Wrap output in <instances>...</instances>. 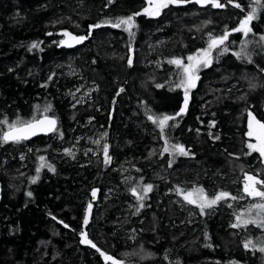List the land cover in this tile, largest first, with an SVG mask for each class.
<instances>
[{"label":"trees","instance_id":"16d2710c","mask_svg":"<svg viewBox=\"0 0 264 264\" xmlns=\"http://www.w3.org/2000/svg\"><path fill=\"white\" fill-rule=\"evenodd\" d=\"M220 2L170 4L153 16L143 14L148 0H0V120L57 121L48 137L0 141V264H104L82 247V232L118 264H264V228L232 227L259 202L244 193L245 176L264 180V157L247 147L249 112L264 123V10L254 0H234L241 8ZM252 7V31L233 32ZM129 16L134 35L90 27ZM225 30L229 51L213 50L186 111L162 136L149 116L184 106L182 69L168 61L187 64ZM64 32L88 42L68 49L58 44ZM245 40L251 63L233 55ZM80 86L90 94L75 103ZM166 140L188 155L164 152ZM148 184L141 208L131 190L144 195ZM177 188L238 199L201 214Z\"/></svg>","mask_w":264,"mask_h":264},{"label":"snow or ice","instance_id":"6c2138e0","mask_svg":"<svg viewBox=\"0 0 264 264\" xmlns=\"http://www.w3.org/2000/svg\"><path fill=\"white\" fill-rule=\"evenodd\" d=\"M111 2V0H110ZM228 3H232L234 7L241 8V5L239 3H234V0H227ZM256 5H259L262 10H264V4L261 3V0H254ZM181 3H197L201 6L211 5L215 8H221L224 7V4L220 2V0H148L149 7L145 8L143 11V14L146 15H159L161 9L168 7L170 4H181ZM243 10V9H242ZM141 13H137L136 15H140ZM257 18V8L252 7L249 12H246L245 18L240 20L239 25L233 29V32H239L242 33L244 37H247L248 34L252 31L250 27V22ZM104 25H110L112 27H124L125 31H128L130 35H134L132 32V29L136 27V23L133 16H129L127 18H120L115 21H104L102 24L98 23L96 25L90 26L94 28H100ZM51 35V34H49ZM63 35L65 37H68V40H61L59 43L61 46H67L72 47L75 44L83 43L85 39H87L86 36H73L68 32H64ZM231 35V32L228 30H225V32L215 38L210 39L208 43V47L206 49L201 50L195 55H191L187 57L188 63L185 64L183 60L181 59H173L168 61L171 64H175L177 68H181L182 72L178 75L180 76V79L178 83L176 84L177 88H181L184 90V106L181 107L180 111L176 113L175 116L172 115H164L162 117L153 118V116H149V119L153 120V123H157L160 127L161 134L163 136L164 129L168 127V122L171 120H175L176 116H179L180 114L184 113L187 108L188 104V94L189 89L194 88L196 86V82L199 80L198 72L201 67H208L212 63V53L215 49H221V54L226 53L229 51L228 46L226 45V41H228L229 36ZM260 41H264V35H261L259 37ZM248 41H242V47L239 52H234L233 55L237 56V58L241 57H247L249 63H251V57L247 54L246 49L248 45ZM39 45L36 43H33L31 45V48H38ZM129 65H131L132 61L129 59L128 61ZM157 87H162V85H157ZM122 91V89H121ZM39 108V106H37ZM51 106L49 105L45 111H50ZM249 121H248V128L249 131L247 135L249 137H255L256 143H249L247 147L252 152H258L261 157H264V123H261L259 120H257L251 112H249ZM0 124H4L7 126V131L0 133V141L7 143V142H13V143H20L22 141L28 140L33 136H36L40 133L48 134L52 132L57 131V121L55 118H51L48 116H44L42 119H37L36 117H33L31 120H21L17 118L15 121L9 123L7 118H4L3 120H0ZM99 143V141H97ZM166 146L164 147V152H169L171 150L174 154H180V155H188V152L185 150L183 145L179 144H172L170 147L167 146L168 142L165 141ZM104 155L105 157L108 156V146H104ZM70 154V153H69ZM41 161H44V157H40ZM44 164H41V167H43ZM50 170L51 166H48ZM40 169H37V172H39ZM245 184H244V193L248 197L252 198H259V202L252 204L249 206L247 210L244 212H241L236 216L237 223H234L232 227H240L241 225L247 226L249 223L256 224L258 227L264 228V180H261L257 178L256 176L252 175H246L245 176ZM33 183H35V180H33ZM257 185L260 187L258 188ZM152 185L148 184L143 187L144 195H140L137 192L136 188H133L132 195L137 197L138 202H141L139 206L142 208L144 207L142 201L145 199V196L148 192L152 190ZM177 194H180L183 196V199L191 205H195L198 207L201 211V214H203L205 208H210L214 205H216L221 200L226 199H232L237 200L238 197L236 196H230L227 192H219L218 194H215L212 197H209L208 194L205 193L204 189L202 188H193L190 191H185L183 189L177 188ZM31 195V193H29ZM96 193L93 191V196H95ZM92 205H88V210H91ZM231 207V205H229ZM84 225L87 226L88 224V215L85 216ZM67 227V225H65ZM82 240L81 243H87L90 244L92 247H96L95 244L92 243L91 240L88 239L87 233L82 232ZM249 245H252L251 241H248L245 244V247H249ZM255 247V245H252ZM261 252H264V247H261L259 249ZM97 251L99 252L100 249L97 248ZM101 256L104 257L106 261H111V264H117V261L114 260L111 256L106 255L105 253L101 252Z\"/></svg>","mask_w":264,"mask_h":264},{"label":"water","instance_id":"95a60500","mask_svg":"<svg viewBox=\"0 0 264 264\" xmlns=\"http://www.w3.org/2000/svg\"><path fill=\"white\" fill-rule=\"evenodd\" d=\"M50 36V35H49ZM64 38H65V41H67L68 40V37H65L64 36ZM88 42V38L87 39H85L84 40V42L83 43H78V44H75L74 43V46H72V47H67V46H65L66 48H68V49H76V48H79V47H82L84 44H86ZM48 117H50V116H48ZM43 118V117H42ZM42 118H40V119H42ZM52 118V117H51ZM7 131V130H6ZM54 132H52V133H48V134H44V133H40V134H38V135H36V136H33V137H31L30 139H28V140H25V141H31V140H33V139H35V138H38V137H48V136H50V135H52ZM1 199H2V187H1V183H0V203H1ZM89 239V238H88ZM89 240H91V239H89ZM92 243H93V241H92ZM94 244V243H93ZM81 245H82V247H84V248H87V249H89V250H91V251H93V252H95L99 257H100V259H101V261L104 263V264H111V261H106L105 259H104V257L103 256H101V252H103V253H105L104 251H102L101 249H100V251L98 252L97 251V246L94 248V247H92L90 244H87V243H81ZM99 249V248H98ZM106 254V253H105ZM106 255H108V254H106ZM108 256H111V255H108ZM112 257V256H111ZM113 258V257H112Z\"/></svg>","mask_w":264,"mask_h":264},{"label":"rangeland","instance_id":"374dc122","mask_svg":"<svg viewBox=\"0 0 264 264\" xmlns=\"http://www.w3.org/2000/svg\"><path fill=\"white\" fill-rule=\"evenodd\" d=\"M61 40L58 41V44H60ZM90 94V89H88L87 87L83 88V86L77 87L73 92H71V97L73 98L74 102H78V101H83L88 95ZM248 121H249V117H248ZM249 131V128H248ZM247 131V132H248ZM247 137L250 139V143H256V139L255 137H249L247 135ZM96 144H102L103 141V135H99L96 137ZM97 141H99V143H97ZM102 147V145H101ZM104 149V146L102 147ZM96 193V192H95ZM118 264V262H117Z\"/></svg>","mask_w":264,"mask_h":264}]
</instances>
